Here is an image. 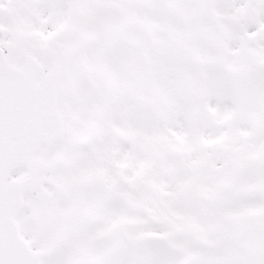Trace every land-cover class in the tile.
Instances as JSON below:
<instances>
[{"label":"snow or ice","instance_id":"snow-or-ice-1","mask_svg":"<svg viewBox=\"0 0 264 264\" xmlns=\"http://www.w3.org/2000/svg\"><path fill=\"white\" fill-rule=\"evenodd\" d=\"M0 264H264V0H0Z\"/></svg>","mask_w":264,"mask_h":264}]
</instances>
